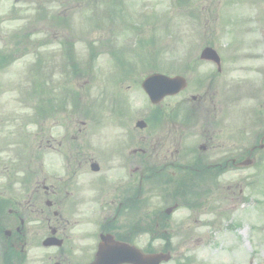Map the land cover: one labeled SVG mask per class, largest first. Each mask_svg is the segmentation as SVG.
<instances>
[{"label":"flooded vegetation","instance_id":"obj_1","mask_svg":"<svg viewBox=\"0 0 264 264\" xmlns=\"http://www.w3.org/2000/svg\"><path fill=\"white\" fill-rule=\"evenodd\" d=\"M261 34L259 44L242 54L254 63L243 69L241 86L234 87L241 89L243 101L237 125L236 95L229 94L232 108H227L208 91L165 97L160 108L148 110L142 128L131 97L123 93L128 101L115 108L112 141L96 139L100 133L89 129L77 108L63 110L65 120H59L54 105L37 104L33 139L0 141V264H114L115 259L133 264L137 250L149 254L154 241L157 251L170 249V242L161 244L162 236L185 202L186 187L202 194L201 203L209 201L206 194L216 188L217 177L255 162L264 151ZM201 61L212 68L207 80L231 81L232 88L228 60ZM198 62L188 61L169 74L199 77ZM123 73L136 81L124 68ZM160 189L173 197L174 212L166 213L171 206L153 207Z\"/></svg>","mask_w":264,"mask_h":264},{"label":"rangeland","instance_id":"obj_2","mask_svg":"<svg viewBox=\"0 0 264 264\" xmlns=\"http://www.w3.org/2000/svg\"><path fill=\"white\" fill-rule=\"evenodd\" d=\"M187 3L188 7L179 6L176 0H0V53L6 58L0 63V141L32 139L34 125L27 127V122L33 120L29 118L34 114L35 102L30 96L39 76V86L52 92L53 100L56 95L68 93V86L73 89L77 103L72 104L89 120V129L100 133L95 138L115 140L113 114L127 100H120L123 91L131 97L134 111L144 109L148 104L142 95L144 76L172 70L189 59L199 61L201 73L188 79L189 86L182 94L197 93L198 86L205 91L211 83L208 92L227 108H232L229 94L236 95L234 124L241 123L242 94L240 88L237 92L234 87L241 86L243 69L254 63L241 56L243 49L246 53L262 37L264 0ZM137 34L143 45L127 47ZM153 38L155 43L150 42L149 47ZM227 43L224 56L234 71L229 90L231 81L227 85L210 82L205 77L212 68L200 63L204 47L224 49ZM40 55L47 64L51 62V67L43 66L36 73L35 61ZM122 62H133L143 69L137 83L125 81L120 86L123 90L118 84L123 74L118 66ZM71 64L78 76H72ZM70 106V102L64 104L63 109ZM63 114L59 109V120H65ZM99 126H106V131L100 132ZM226 172L217 177L220 184L213 182L216 188L209 183L212 190L208 197L218 209L208 207L204 211L208 201L199 204L198 190L189 189L185 202L170 216L168 236L173 257L164 264H264V164L258 169L254 165ZM164 194L153 197L154 208L165 210L173 204ZM213 215L211 227L198 223L200 217H206L205 222L210 224ZM208 231L210 237L204 234Z\"/></svg>","mask_w":264,"mask_h":264},{"label":"water","instance_id":"obj_3","mask_svg":"<svg viewBox=\"0 0 264 264\" xmlns=\"http://www.w3.org/2000/svg\"><path fill=\"white\" fill-rule=\"evenodd\" d=\"M206 57L212 58V50L208 49L205 52ZM179 83H176L175 81L168 80L164 76L160 74H154L149 76V78L144 82V88L146 91L149 92V95L151 99L155 102L156 100H160L165 94L168 93H176L180 90L181 87L185 85V83L182 81L180 86V80L177 79ZM149 83V84H148ZM148 84V85H147ZM172 86H175V88H172ZM162 96V97H161ZM168 255L164 254H155V255H149V264H160L163 260H169Z\"/></svg>","mask_w":264,"mask_h":264}]
</instances>
